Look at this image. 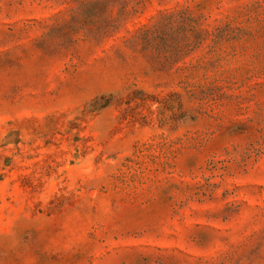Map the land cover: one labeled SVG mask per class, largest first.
<instances>
[{"label": "rangeland", "instance_id": "obj_1", "mask_svg": "<svg viewBox=\"0 0 264 264\" xmlns=\"http://www.w3.org/2000/svg\"><path fill=\"white\" fill-rule=\"evenodd\" d=\"M0 264H264V0H0Z\"/></svg>", "mask_w": 264, "mask_h": 264}]
</instances>
